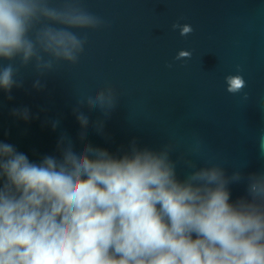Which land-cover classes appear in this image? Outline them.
<instances>
[{
  "label": "water",
  "instance_id": "1",
  "mask_svg": "<svg viewBox=\"0 0 264 264\" xmlns=\"http://www.w3.org/2000/svg\"><path fill=\"white\" fill-rule=\"evenodd\" d=\"M49 3L75 4L100 23L71 29L86 39L75 62H12L17 83L10 94L0 88V142L33 162L60 158L69 142L77 153L166 150L179 179L219 166L243 175L231 200L248 196V176L264 172V0ZM230 76L242 78L240 91H229Z\"/></svg>",
  "mask_w": 264,
  "mask_h": 264
},
{
  "label": "clouds",
  "instance_id": "2",
  "mask_svg": "<svg viewBox=\"0 0 264 264\" xmlns=\"http://www.w3.org/2000/svg\"><path fill=\"white\" fill-rule=\"evenodd\" d=\"M99 23L71 3L0 0V88L16 85L17 58L75 62L86 39L71 29ZM227 80L230 92L244 87L240 76ZM242 179L212 166L181 180L166 150L77 153L69 142L60 158L33 162L0 142V264H264V172L232 201L229 186Z\"/></svg>",
  "mask_w": 264,
  "mask_h": 264
}]
</instances>
